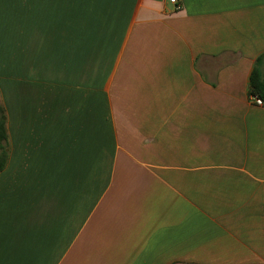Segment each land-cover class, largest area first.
Instances as JSON below:
<instances>
[{
    "label": "crops",
    "instance_id": "obj_1",
    "mask_svg": "<svg viewBox=\"0 0 264 264\" xmlns=\"http://www.w3.org/2000/svg\"><path fill=\"white\" fill-rule=\"evenodd\" d=\"M5 5L0 264H264V0Z\"/></svg>",
    "mask_w": 264,
    "mask_h": 264
},
{
    "label": "trees",
    "instance_id": "obj_2",
    "mask_svg": "<svg viewBox=\"0 0 264 264\" xmlns=\"http://www.w3.org/2000/svg\"><path fill=\"white\" fill-rule=\"evenodd\" d=\"M249 97L256 96L264 104V77L255 66L249 77ZM9 158L6 128V113L0 100V172L4 170Z\"/></svg>",
    "mask_w": 264,
    "mask_h": 264
},
{
    "label": "rangeland",
    "instance_id": "obj_3",
    "mask_svg": "<svg viewBox=\"0 0 264 264\" xmlns=\"http://www.w3.org/2000/svg\"><path fill=\"white\" fill-rule=\"evenodd\" d=\"M1 1V0H0ZM6 14L5 16L7 17H12V0H6ZM4 103H5V109H6V114L8 116V129L10 131L13 130V108H12V92L7 95H5L4 98Z\"/></svg>",
    "mask_w": 264,
    "mask_h": 264
},
{
    "label": "built area",
    "instance_id": "obj_4",
    "mask_svg": "<svg viewBox=\"0 0 264 264\" xmlns=\"http://www.w3.org/2000/svg\"><path fill=\"white\" fill-rule=\"evenodd\" d=\"M169 2L171 4H175V5L177 4V0H169ZM251 100L253 101V104L257 107L264 106L263 102L259 98H257L256 96H251Z\"/></svg>",
    "mask_w": 264,
    "mask_h": 264
}]
</instances>
